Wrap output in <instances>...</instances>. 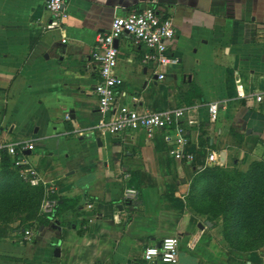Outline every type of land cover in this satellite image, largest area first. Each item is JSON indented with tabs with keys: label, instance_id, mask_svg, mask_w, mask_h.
Segmentation results:
<instances>
[{
	"label": "crops",
	"instance_id": "obj_1",
	"mask_svg": "<svg viewBox=\"0 0 264 264\" xmlns=\"http://www.w3.org/2000/svg\"><path fill=\"white\" fill-rule=\"evenodd\" d=\"M146 7L172 20L169 51L177 63H142L144 47L122 35L115 108H187L180 123L191 162L170 155L169 131L148 137L142 129H97V35L114 17ZM66 12L62 31H45L44 0H0V141L32 144L24 157L39 187L52 186L59 200L53 219L25 227L11 210L20 205L13 194L27 183L13 166L0 165V264H142L145 247L172 236L185 245L176 264H264V246L231 249L219 226H205L187 200L210 154L224 152L223 165L237 163L240 172L264 162V0H67ZM211 103L218 104L213 123ZM128 188L137 190L135 201L123 200Z\"/></svg>",
	"mask_w": 264,
	"mask_h": 264
},
{
	"label": "built area",
	"instance_id": "obj_2",
	"mask_svg": "<svg viewBox=\"0 0 264 264\" xmlns=\"http://www.w3.org/2000/svg\"><path fill=\"white\" fill-rule=\"evenodd\" d=\"M66 3L67 0H44V7L49 15V22L44 27L45 31L63 30L68 17ZM124 34L132 37L134 45L144 47L142 63L151 64L157 69L177 63L176 58L171 56L169 51V44L175 36L170 18L163 17L158 10L152 7L135 9L125 16L114 17L110 29L97 35L96 44L91 52V59L97 65L99 72V80L94 88L101 116L97 125L98 131L102 134L117 135L125 131L142 129L148 137H151L156 130L169 131L173 136L175 146L170 151V155L178 161L191 162L193 155L185 150L190 141L186 129L180 123L188 112L187 108L145 113H139L125 106L115 108L117 97L122 94L119 90L123 80L116 74L118 50L114 43ZM62 42H65V39ZM155 74L157 79H164L163 74L157 71ZM134 100L136 101L135 98ZM256 100L261 101V97L257 96ZM207 109L210 122H215L218 116V104L211 103ZM65 118L69 119V116L66 115ZM194 123L192 119L187 120L188 125ZM32 149L33 145L30 143L0 141V160L3 154L8 155L20 178L31 187H39L43 182L38 172L29 166L24 157L25 152ZM208 162L213 166H221L218 156L214 154L208 156ZM137 198L136 189L124 190V201L132 202ZM58 203L54 188L45 184L40 213L44 216L52 215ZM87 207L91 208V205ZM30 237H32L30 230H25L24 240L27 241ZM178 247L179 238L177 236L164 238L158 245L147 246L141 253L142 264H176Z\"/></svg>",
	"mask_w": 264,
	"mask_h": 264
},
{
	"label": "trees",
	"instance_id": "obj_3",
	"mask_svg": "<svg viewBox=\"0 0 264 264\" xmlns=\"http://www.w3.org/2000/svg\"><path fill=\"white\" fill-rule=\"evenodd\" d=\"M0 165L3 169L12 168V159L3 154ZM237 165L232 163L230 169L223 165L197 171L191 182L187 200L191 211L196 215L206 216L204 221L210 222L212 227H216L215 221L222 214L226 226L224 237L229 242L233 239L237 241L240 238L239 231L245 226L253 227L254 232L256 229L257 238L251 236L250 241L246 243L248 245L246 251H253L264 246V162L251 163L246 172H240ZM26 185L23 186L26 190L22 188L21 193L16 196L13 194L12 197L19 202V207L27 208L22 223L26 224L25 227H32L43 190L40 187ZM209 192L214 198L212 201L204 202V196ZM51 219L53 217L50 215L41 223L44 224ZM229 223H232L234 228L231 232ZM229 247L239 252L245 251L243 250L245 248L239 245L229 243Z\"/></svg>",
	"mask_w": 264,
	"mask_h": 264
},
{
	"label": "rangeland",
	"instance_id": "obj_4",
	"mask_svg": "<svg viewBox=\"0 0 264 264\" xmlns=\"http://www.w3.org/2000/svg\"><path fill=\"white\" fill-rule=\"evenodd\" d=\"M213 165H211V166H206L204 169H208V168H210V167H212ZM227 168H231V166H228ZM200 194V193H199ZM197 195H198V193H197ZM204 198H205V200H204V202L205 201H212L213 200V198H214V195L211 193V192H209V193H207V194H205V196H204ZM263 200H264V196H263ZM27 207V206H26ZM11 211H14L15 212V215L17 216V217H20V219L23 221V219H24V216H25V214L27 213V208H24V206H22V207H18V208H16V209H13V210H11ZM21 211V212H20ZM36 217L32 220V223L33 224H35V225H38L39 224V217H45L44 215H42L41 213H40V206H39V209H38V212L36 213V215H35ZM200 217L201 218H206V216H203V215H200ZM215 224H216V226L218 227L219 226V228H220V233H221V237H222V241H224V243L227 245V246H229V243H231V244H233V245H239V247H243V248H245V249H243V250H247V248H248V245L246 244V243H248L249 241H250V238H251V236H253V238L255 239V238H257V234H258V231L255 229V232L253 231V227H249V226H245L243 229H241L240 231H239V233H240V238L237 240V241H234V239L232 240V242H229V241H227L226 240V238L224 237V230H225V228H226V226H225V222H224V218H223V216H222V214L216 219V221H215ZM229 231L231 232L234 228L232 227V223H229ZM38 232V228H36L35 230H34V233H37ZM239 242V243H238ZM178 249H180V250H182V249H184L185 250V245H184V242L183 241H180L179 242V247H178Z\"/></svg>",
	"mask_w": 264,
	"mask_h": 264
},
{
	"label": "water",
	"instance_id": "obj_5",
	"mask_svg": "<svg viewBox=\"0 0 264 264\" xmlns=\"http://www.w3.org/2000/svg\"><path fill=\"white\" fill-rule=\"evenodd\" d=\"M149 1H151V0H149ZM116 45H117V41H115V43H114V46H115V47H116ZM219 161H220V163H221L222 165L224 164V162H225V154H224V152H221V153H220V155H219ZM205 226H207V227H211L212 224H211L210 222H206V223H205ZM198 227H199L200 229H203V228H204V226L201 225V224H199ZM54 255H55L56 257L59 256V251H58V249L55 250Z\"/></svg>",
	"mask_w": 264,
	"mask_h": 264
}]
</instances>
